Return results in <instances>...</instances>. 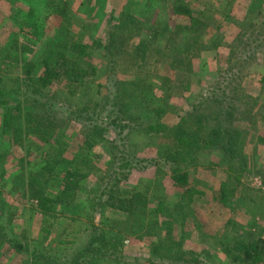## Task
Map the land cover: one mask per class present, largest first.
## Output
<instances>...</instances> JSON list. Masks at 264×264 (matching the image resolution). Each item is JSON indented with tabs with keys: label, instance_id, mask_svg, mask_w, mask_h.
Returning a JSON list of instances; mask_svg holds the SVG:
<instances>
[{
	"label": "rangeland",
	"instance_id": "rangeland-1",
	"mask_svg": "<svg viewBox=\"0 0 264 264\" xmlns=\"http://www.w3.org/2000/svg\"><path fill=\"white\" fill-rule=\"evenodd\" d=\"M179 2L192 9L191 19L172 12ZM121 21L127 25L117 30ZM61 52L77 63L56 62L57 78L39 93L25 89L27 66L36 76L43 58L52 66ZM64 66L85 72L69 83ZM0 68L5 81L21 85L22 93H5L6 100L24 111H49L45 123L56 125L62 155H86L80 169L88 172L73 204H59L45 227L22 186L45 148L26 143L25 122L22 146L10 148L1 139L0 264H74L95 236L102 241L75 264H233L223 252L226 243L264 237L258 173L264 169V0H0ZM180 117L191 120L193 131L200 126L193 137L199 148L189 150L194 161L186 167L199 193L185 218L172 209L181 189L170 164L150 163L157 148H173L171 131ZM235 128L242 137L232 141V160L218 144L205 145L212 129L219 141L226 140L221 129ZM86 136L94 142L90 149ZM16 173L23 179L15 182ZM221 182L236 188L225 206L211 200ZM135 192L145 199L143 211L128 217L114 200ZM168 212L171 226L160 229V238L171 249L155 252L158 237L137 231V219L150 224Z\"/></svg>",
	"mask_w": 264,
	"mask_h": 264
},
{
	"label": "trees",
	"instance_id": "trees-1",
	"mask_svg": "<svg viewBox=\"0 0 264 264\" xmlns=\"http://www.w3.org/2000/svg\"><path fill=\"white\" fill-rule=\"evenodd\" d=\"M171 10L175 13L176 17L186 16L187 18H192V9L184 3L179 2L178 4L173 5ZM126 25L127 23L125 21H121L116 29L121 30L120 28H123ZM95 43L100 45V42L98 43V41H95ZM22 49L24 48L22 47ZM194 49L196 50V48ZM189 50L190 49H188L186 54L190 53ZM7 55L3 56L2 59L6 60V58L8 57ZM57 58H60L61 61L57 60ZM179 61L180 60H177L176 62ZM56 62L60 66L68 64L75 65L77 63L74 60L66 59L63 52L56 56L53 61L54 65L52 66H49L48 61L43 58V68H41L42 70L40 72H37L36 76L30 75V70L33 66H27L24 79L25 89L30 90V92L36 91L37 93L39 91L38 89L40 85L44 86L50 81L52 77L57 78L59 76V73L61 74V72L57 69L55 65ZM29 63L30 62H27V64ZM65 67L66 69L64 70V73L66 74L65 77L69 81V83L75 82L78 79V76L81 74L83 75L85 72L84 70H82L83 72L77 73V69L64 66V68ZM3 75L4 74L1 72L0 68V119L2 120L0 126V142H2L1 139L6 138L10 148L13 146H22L23 140H21L19 134L20 132H23L22 124L23 122H25L26 125L24 127V130H26V143H29V146L33 149L35 148L36 150H40L41 146L45 148V151H41L42 153H40V158L38 159V161L35 162L37 163L35 170L29 172L28 179L26 180L25 184L22 182V184H24L22 186L26 188L28 197L36 201L34 205L37 208L36 213L38 217H40L38 219V222L40 224L44 223L45 227L47 226L50 228L53 224V221L49 220V216L55 213V211H58L57 206H59V204H73L76 188L79 186L80 181L87 177L88 172H81L80 169V165H84L85 161H87V156L85 155L84 158H76L73 155L74 157L72 156L69 159H66L65 156L62 155L63 150L60 149L62 148V145L60 139L58 138L59 136L55 132L56 125H54L53 122L50 121L47 124L45 123L49 116L48 110L51 109H47V115L46 113L37 114L36 112L34 113L28 110L24 111L19 102L11 103L7 101V97H4L5 93H16L15 95H18V93H22V91L21 85L19 87V83H17L19 82L18 79L12 78L5 81ZM12 83L15 84V88H7V86H9V84L12 85ZM25 91L26 90H24V92ZM123 91H126V89L123 88ZM38 100V97H35L33 99L34 103H37ZM43 104L45 105L46 103L44 102ZM231 115L232 114L228 115L227 119L232 117ZM43 119H46L44 123L42 121ZM188 123L191 124V120H186V118L180 117L171 131L172 134H174L175 140L173 148H157L156 158L150 160V163L154 165L170 164V174L171 178L173 179V183L175 186L181 189L179 194H177V198L175 200L176 202L173 203L172 209L174 208L173 212L176 216L184 215V218L188 213L190 214V211H192L190 208V200H192L195 193H199V190L194 188V186L191 184V178L188 176L186 167L188 166V164L194 161L193 157L188 156L190 154L188 153L189 150L192 147H194L196 150L199 148L198 141L193 137L196 136V133L200 129V126H196L195 130L193 131V129H189ZM219 133L220 132L218 130L212 129L207 135H210V137H207V142L205 143V145L208 146L210 143L215 145L218 144L224 151V153L228 156L229 160H232V158L235 157L233 155V153L235 152V148L232 147V141H241V131L238 128L225 131H222L221 129V133L226 134V140H224L221 136L219 141H216L217 135ZM215 135L216 138L214 139L213 137H215ZM34 138L37 141H34ZM85 138L86 139H84V145H86L87 149H90L91 147H93L94 142L89 139V136H86ZM236 138H239V140ZM1 158H3V154L0 152V160ZM188 158H191L190 161H187ZM240 158H242L241 155ZM238 162L240 163L237 164V169L239 168V171H242V168L246 165V159L242 158L238 160ZM258 173L263 175L262 180L264 183V169L259 170ZM20 175L21 174L17 173L14 174L13 180L15 182H18L19 178L23 179V176ZM51 183L56 184L57 186V190H53L54 192L51 191L52 193L48 191V187L51 185ZM246 188L247 190H253L249 187ZM235 189L236 188L234 186L228 187L226 182H221L218 191L211 197V200H216L223 206H225L228 202H230L231 196L232 194H234ZM255 191L256 193L261 192L260 189H257ZM130 193V188L123 189L121 196L122 194L126 195ZM121 196H118L114 200L117 204L116 208L125 212L128 217L134 215L135 212L140 209H142L143 211V203L145 201L143 195L141 196L137 192H135L132 193L129 197L126 196L125 198H121ZM251 202L252 200L248 198L247 204ZM165 210L167 211V209ZM170 218L171 215L170 212H168L167 218H157L150 224H148L147 222L145 224L142 218L137 219L138 225H140L137 231L141 230L144 235L149 234L152 237H158L157 242L154 244L152 243V247L155 252L159 250L163 245L164 249L166 248V251H169V249H171L170 246L166 244V242L162 241L163 238H160V229L166 226H171V221L169 220ZM98 239L102 241L101 237H93L92 240L87 244V246L82 249L81 252L77 253L74 256V259H72V263L75 264V261L77 259H83L86 255H88L89 248H91L93 242ZM173 241L175 242V240ZM15 246L17 248H20L19 244ZM223 252L233 264H264V237H253L248 240L238 238L231 244L226 243L223 247ZM41 259H43V257ZM43 260H46L47 263L49 261L48 258H44Z\"/></svg>",
	"mask_w": 264,
	"mask_h": 264
}]
</instances>
